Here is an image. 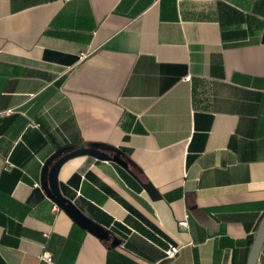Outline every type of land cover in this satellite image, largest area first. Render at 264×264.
I'll list each match as a JSON object with an SVG mask.
<instances>
[{
	"label": "crops",
	"instance_id": "1",
	"mask_svg": "<svg viewBox=\"0 0 264 264\" xmlns=\"http://www.w3.org/2000/svg\"><path fill=\"white\" fill-rule=\"evenodd\" d=\"M82 145L95 229L42 182ZM263 217L264 0H0V264H248Z\"/></svg>",
	"mask_w": 264,
	"mask_h": 264
},
{
	"label": "water",
	"instance_id": "2",
	"mask_svg": "<svg viewBox=\"0 0 264 264\" xmlns=\"http://www.w3.org/2000/svg\"><path fill=\"white\" fill-rule=\"evenodd\" d=\"M65 150H60L52 155L45 164L44 172L42 176V182L50 197L60 205L70 216L81 225H84L90 229H95L96 225L87 217H85L78 208L66 197H64L60 191L59 186V173L64 164L77 156L81 155H93L99 159H113L120 165L128 167V162L122 158L119 154L110 155L102 151L96 146H80L77 149L70 150L64 153ZM146 189L154 196H158V191L151 185L145 184ZM264 246V217L259 225L255 243L253 245L248 264H257L262 248Z\"/></svg>",
	"mask_w": 264,
	"mask_h": 264
},
{
	"label": "built area",
	"instance_id": "3",
	"mask_svg": "<svg viewBox=\"0 0 264 264\" xmlns=\"http://www.w3.org/2000/svg\"><path fill=\"white\" fill-rule=\"evenodd\" d=\"M186 81H190L191 80V75H188L185 77ZM57 207V205H56ZM188 218H189V213H186L185 218L180 221V225L182 227H187L188 226ZM181 247L178 245H174V244H170L169 247L165 250L166 256L168 258H174L178 255V253L180 252ZM44 258L49 261L52 262L53 258H52V254L51 253H44Z\"/></svg>",
	"mask_w": 264,
	"mask_h": 264
},
{
	"label": "trees",
	"instance_id": "4",
	"mask_svg": "<svg viewBox=\"0 0 264 264\" xmlns=\"http://www.w3.org/2000/svg\"><path fill=\"white\" fill-rule=\"evenodd\" d=\"M103 146V151L110 154V155H114V152L117 150L115 147L110 146V145H102Z\"/></svg>",
	"mask_w": 264,
	"mask_h": 264
}]
</instances>
